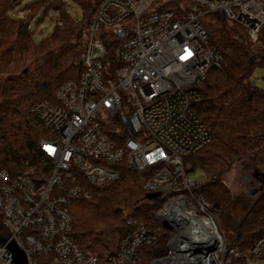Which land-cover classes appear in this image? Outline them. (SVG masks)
<instances>
[{
    "label": "built area",
    "instance_id": "2783aa9c",
    "mask_svg": "<svg viewBox=\"0 0 264 264\" xmlns=\"http://www.w3.org/2000/svg\"><path fill=\"white\" fill-rule=\"evenodd\" d=\"M213 15L253 46L264 39V0L102 1L84 40L80 77L55 91V104L30 109L43 132V163L25 162L17 175L0 169V237H8L0 264H16L10 242L24 264H141L139 251L155 247L161 231L170 236L167 254L150 264H264V237L245 253L233 248L213 207L193 193L208 176L192 182L183 163L213 139L193 112L207 73L223 60L202 23ZM100 26L117 38L115 60L107 59ZM120 164L166 201L156 213L158 230L128 218L115 253L100 263L70 237V199L88 200V188L118 181Z\"/></svg>",
    "mask_w": 264,
    "mask_h": 264
},
{
    "label": "trees",
    "instance_id": "16d2710c",
    "mask_svg": "<svg viewBox=\"0 0 264 264\" xmlns=\"http://www.w3.org/2000/svg\"><path fill=\"white\" fill-rule=\"evenodd\" d=\"M26 0H0V169L17 175L25 162L37 168L43 163L38 149L41 138L30 109L37 103L55 104V91L81 75L80 57L87 30L103 0H70L81 12V20L72 19L62 0H33L25 7L27 15L13 19L11 12ZM38 10L58 14L62 23L50 36L36 42L30 30L31 19ZM221 27L205 23L209 45L222 56L220 69H211L200 87V102L193 106L198 121L213 134L211 143L183 159L186 172L203 168L207 182L197 186L194 195L213 207L220 231L235 234L232 247L247 252L264 237V186L254 202L240 217H234L235 200L220 177L236 162L247 157L252 169L264 177V92L250 77L264 68V39L253 46L236 28L213 16ZM100 39H107L108 60H115L117 39L99 27ZM32 69V71H31ZM119 180L90 187L88 200L70 199L72 233L70 237L81 250L90 251L100 263L113 255L127 233L126 221L132 218L147 230L159 229L157 211L166 199L147 193L139 175L125 164L114 167ZM151 203L136 207L144 200ZM133 208V214L125 215ZM247 216L240 224L243 216ZM240 224V225H239ZM170 236L160 232V242L139 251L141 264H150L167 254Z\"/></svg>",
    "mask_w": 264,
    "mask_h": 264
},
{
    "label": "rangeland",
    "instance_id": "374dc122",
    "mask_svg": "<svg viewBox=\"0 0 264 264\" xmlns=\"http://www.w3.org/2000/svg\"><path fill=\"white\" fill-rule=\"evenodd\" d=\"M62 1L65 4V11L67 12V14L74 20H81L82 12L80 8L70 0H62ZM33 2H34L33 0H26L23 3H21L16 9H14L11 12V17L13 19H21L25 17L27 15V12L25 11V7L30 6ZM43 13H44L43 10H38L36 13H34L30 22V30L33 33L36 42H40L41 40L50 36L55 28L56 21L59 19L58 14L52 10H49L46 14ZM213 16H209L205 19H202L203 25L205 23L207 24L211 23L215 28L221 30V27L217 25L213 20ZM217 17L222 19L220 16ZM225 23L227 24L228 28L230 27L236 28L239 31H241V33H243L245 36L244 31H242L237 26L230 24L227 21H225ZM105 31H109V29H106ZM250 81L255 87H257L258 89L264 92V68L256 69L251 75ZM33 125L34 127H36L37 130H39V133L42 136L43 132L41 125L36 124L35 122L33 123ZM255 174L256 173L252 169L249 159L247 157H244L242 160L232 165L220 177V180L229 189L234 200L236 201L234 205L235 207L231 212L234 217H240L245 207L248 204L254 202L260 192L254 195H248L247 193L250 191L259 190V188L263 187L262 178L260 176L258 177L255 176ZM187 176L189 180H191L192 182H198V181L204 182L207 179V173L201 167H196L192 171L188 172ZM208 179H210L209 176ZM149 203L151 202L145 199L144 201L137 203L136 207L141 205H148ZM131 214H133V208L131 210L126 211L125 213V215H131ZM247 214L248 212L243 216L240 224L245 219ZM221 232L225 237V239L227 240V242L232 245L233 240L236 238V235L231 234L228 231L221 230Z\"/></svg>",
    "mask_w": 264,
    "mask_h": 264
},
{
    "label": "water",
    "instance_id": "95a60500",
    "mask_svg": "<svg viewBox=\"0 0 264 264\" xmlns=\"http://www.w3.org/2000/svg\"><path fill=\"white\" fill-rule=\"evenodd\" d=\"M123 123L127 127V131L130 134V136L134 137V134H133L132 130L130 129L127 120H123ZM255 176L258 177L259 175L256 173ZM261 178L263 180L262 181V186H264V177H261ZM261 189L262 188H259V190L250 191L247 194L248 195H254V194L260 192ZM7 239H8V237L6 235H2L0 237L1 245H5L7 243ZM7 248L12 252L13 258H14L16 264H24V257L22 255V253L16 248V246L12 242L7 244Z\"/></svg>",
    "mask_w": 264,
    "mask_h": 264
}]
</instances>
